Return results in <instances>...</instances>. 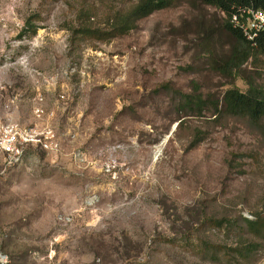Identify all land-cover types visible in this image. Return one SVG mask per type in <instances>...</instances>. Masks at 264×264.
I'll return each instance as SVG.
<instances>
[{
	"label": "rangeland",
	"instance_id": "obj_1",
	"mask_svg": "<svg viewBox=\"0 0 264 264\" xmlns=\"http://www.w3.org/2000/svg\"><path fill=\"white\" fill-rule=\"evenodd\" d=\"M138 1L0 0V102L13 100L3 114L49 125L57 143L0 164L9 264H264V241L239 229L264 211V141L213 111L227 88L264 83V58L223 73L224 15L195 0L111 36ZM195 96L208 103L188 105ZM205 242L261 245L211 259Z\"/></svg>",
	"mask_w": 264,
	"mask_h": 264
},
{
	"label": "trees",
	"instance_id": "obj_2",
	"mask_svg": "<svg viewBox=\"0 0 264 264\" xmlns=\"http://www.w3.org/2000/svg\"><path fill=\"white\" fill-rule=\"evenodd\" d=\"M175 0H139L131 9L118 14L113 21L111 36L127 33L132 29L136 22L149 14L162 10L173 5ZM203 5L211 6L223 13V29L233 39L228 55L220 65V70L231 76L236 75L248 59L258 60L264 58V29L260 30L254 40L249 41L245 38L239 26L233 21V17L245 19L244 11L253 9L264 12V0H195ZM29 25L20 32V36L25 32ZM263 76V75H262ZM247 87L241 90L237 87L227 88L222 97L221 106L216 103L213 105L214 114L222 119H234L242 123L245 127L255 131L264 141V83L257 81L256 76L246 79ZM188 105L200 108L208 103V99L195 96L186 100ZM203 139V135L196 134L190 144L195 147ZM214 224L222 225V221H213ZM239 229L247 232L253 239L264 241V211L255 214L252 219L243 218ZM260 242L250 243L244 248H223L218 245L204 243L201 246L203 253H208L211 259L218 258L220 254L235 259H243L256 251ZM223 251V253H222ZM237 259V260H238Z\"/></svg>",
	"mask_w": 264,
	"mask_h": 264
},
{
	"label": "built area",
	"instance_id": "obj_3",
	"mask_svg": "<svg viewBox=\"0 0 264 264\" xmlns=\"http://www.w3.org/2000/svg\"><path fill=\"white\" fill-rule=\"evenodd\" d=\"M245 19L240 20L236 16L233 21L242 31V34L249 41L254 40L258 32L264 29V12L261 10L249 9L244 11ZM42 97L37 98V106L34 113L41 117L42 108L38 105ZM13 100L5 104L0 102V164L3 165L1 172L14 166L20 161L24 148L29 145H38L45 150H55L57 143L55 133L49 125L23 126L18 122L9 121L5 118L4 109L9 108ZM0 264H9L8 255L2 250L0 244Z\"/></svg>",
	"mask_w": 264,
	"mask_h": 264
}]
</instances>
